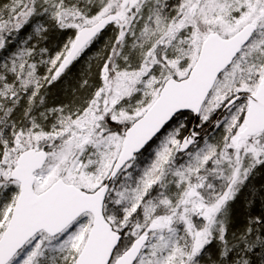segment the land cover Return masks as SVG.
Wrapping results in <instances>:
<instances>
[{"label": "snow or ice", "instance_id": "snow-or-ice-1", "mask_svg": "<svg viewBox=\"0 0 264 264\" xmlns=\"http://www.w3.org/2000/svg\"><path fill=\"white\" fill-rule=\"evenodd\" d=\"M0 264H264V0H0Z\"/></svg>", "mask_w": 264, "mask_h": 264}]
</instances>
